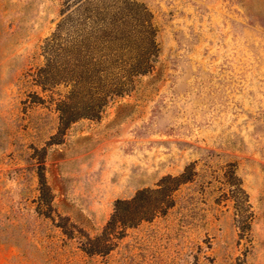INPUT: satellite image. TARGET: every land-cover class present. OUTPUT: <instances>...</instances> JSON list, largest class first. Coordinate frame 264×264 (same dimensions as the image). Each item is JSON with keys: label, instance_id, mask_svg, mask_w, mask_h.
<instances>
[{"label": "rangeland", "instance_id": "rangeland-1", "mask_svg": "<svg viewBox=\"0 0 264 264\" xmlns=\"http://www.w3.org/2000/svg\"><path fill=\"white\" fill-rule=\"evenodd\" d=\"M78 1L0 0V264H264V0H84L116 14L118 77L148 71L61 124L56 54ZM93 129L126 136L129 170L74 200L60 162ZM184 172L164 214L104 247L117 199Z\"/></svg>", "mask_w": 264, "mask_h": 264}, {"label": "trees", "instance_id": "trees-1", "mask_svg": "<svg viewBox=\"0 0 264 264\" xmlns=\"http://www.w3.org/2000/svg\"><path fill=\"white\" fill-rule=\"evenodd\" d=\"M77 3V9L68 18L72 22L71 15H78L81 19L77 23L78 29L71 31L65 46L58 47L59 53L56 54L57 76L71 86L56 106L61 124L80 118L96 119L112 98L125 91L132 76L148 71L145 67H138L118 77L112 69L114 55L109 47V42L119 32L116 14L110 11L109 6H90L84 0ZM57 33L53 37L58 36ZM139 62L143 65L147 58L144 56V60ZM185 173L164 176L156 188L140 190L130 199H117L101 233L104 247H109L112 236L119 238L117 235H121L123 229L164 214L173 205V191L183 182ZM40 184L46 185L45 179ZM83 251L91 252L88 248H83Z\"/></svg>", "mask_w": 264, "mask_h": 264}, {"label": "crops", "instance_id": "crops-1", "mask_svg": "<svg viewBox=\"0 0 264 264\" xmlns=\"http://www.w3.org/2000/svg\"><path fill=\"white\" fill-rule=\"evenodd\" d=\"M87 134L73 143L77 151L66 152L60 162V170L68 187L63 194L74 200L89 198L97 202L106 198L114 188L122 186L129 170V154L122 151L126 139L124 134L109 137L98 129L90 130ZM79 144L83 145L78 147ZM122 197L126 196L115 198Z\"/></svg>", "mask_w": 264, "mask_h": 264}]
</instances>
